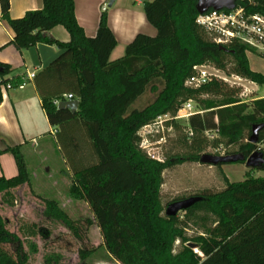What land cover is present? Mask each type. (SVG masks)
Returning <instances> with one entry per match:
<instances>
[{
    "label": "trees",
    "instance_id": "trees-1",
    "mask_svg": "<svg viewBox=\"0 0 264 264\" xmlns=\"http://www.w3.org/2000/svg\"><path fill=\"white\" fill-rule=\"evenodd\" d=\"M42 2L41 9L26 11L22 17L13 19L8 14L9 0H0L1 19L12 30L11 43L18 50L37 43L56 45L60 50L53 61L34 75L33 82L48 123L57 130V142L67 148L66 163L74 181L83 190L87 173L98 180L108 171L114 178L110 190L112 202L96 210L106 246L117 253L125 250L135 257L143 248L153 264H264V177L228 183L220 192L197 196L200 199L183 210L186 216L208 211L217 220L205 236L190 240L196 252L186 245L174 255L173 244L182 237L179 226L184 221L177 215L160 216L162 172L185 161H199L203 141L192 140L197 154L158 162L139 148L137 135L140 127L158 116L175 114L191 98L211 95L219 98L201 99L197 112L187 120L192 134L216 131L228 145H237L238 153L245 157L255 150L264 156V149L257 148L264 141V125L258 130L257 142L248 141L252 127L264 124V98L243 102L238 98L239 88L228 87L219 80L195 89L184 85L192 66L206 63L225 74H236L264 85V75L250 68L247 52L252 50L236 42L220 49L208 40L194 22L198 14L196 0H150L143 1L142 10L156 34H136L125 46L124 54L110 61L117 43L108 26L107 11H101L95 36L88 37L76 21L73 0ZM236 6L264 16V0H236ZM58 25L68 32V42L51 36L50 30ZM228 56L233 62L231 69H227ZM10 69L0 62V102L2 86L25 83L22 79H5ZM149 86L156 93L154 100L143 106L132 105ZM64 93L78 100L75 112L52 104L54 98ZM65 131L69 132L65 134L66 140L61 137ZM6 151L14 156L18 173L11 178L0 176V193L4 194L28 182L19 146ZM257 169L264 171V165ZM133 176L138 179L134 188ZM123 201L131 204L130 212L143 233L140 244L131 233V225L121 221L122 214L129 210ZM44 214L78 234L77 222L54 201L46 202ZM116 238H120L119 244ZM3 245H12L13 254L4 250ZM87 255V251H80V257ZM27 261L19 237L6 229L0 215V264Z\"/></svg>",
    "mask_w": 264,
    "mask_h": 264
},
{
    "label": "rangeland",
    "instance_id": "rangeland-1",
    "mask_svg": "<svg viewBox=\"0 0 264 264\" xmlns=\"http://www.w3.org/2000/svg\"><path fill=\"white\" fill-rule=\"evenodd\" d=\"M109 1L104 3L107 13L112 10L108 6ZM204 34L211 41V37L205 32ZM117 54L118 51H113L109 60L113 61L121 57V54L119 56ZM247 57L251 67L264 75V58L253 51L247 52ZM226 62L227 69H231L232 58L226 57ZM206 65L209 72H214L213 69L216 67L213 64L206 63ZM223 74L219 73L221 76ZM249 82L244 79L240 81V86H233L239 88L238 98L247 103H251L256 96L264 94V85H258L257 90L253 92ZM226 85L231 87L229 84ZM150 86L132 105L143 106L154 100L156 93L150 89ZM205 98L218 99L219 97L201 95L191 98V103L196 106V110L199 108V101ZM173 116L174 114H168L163 122V130L158 129V133L152 130L149 139L163 161L197 154L199 151L192 143L193 138L203 141V149L199 157L206 153L213 155L238 153L237 145H228L215 132H210L208 135L205 133L191 135L187 120L185 118L174 120ZM65 134L67 136L69 132L62 133L61 137L64 140H66ZM75 135H78L77 132ZM56 138L55 135L46 132L45 143L39 152L26 160L27 183L12 189L8 194L0 193V215L6 229L19 237L22 249L28 256L26 264H153L143 248H140L135 257L134 254L125 250L117 253L106 246L104 228L96 218V210L112 202L110 190L114 178L108 171H105L98 180H94L91 174L87 173L86 188L82 190L74 181L72 171L66 163L65 149L67 148L62 147ZM257 148L264 149V144H257ZM256 177H264V171L249 168L244 162L212 166L199 161H185L172 165L162 172L159 189L160 216H167L168 206L173 202L206 193L220 192L228 183H238L246 178ZM137 182L138 179L133 176V188ZM77 190H81V193ZM48 201H54L71 220L77 222V235L68 230L62 222L44 214ZM126 204L129 210L122 214L121 221L131 225V233L136 243L140 244L143 233L130 212L131 204L129 202ZM176 215L180 221H184L185 225L179 226L182 237L176 239L173 244L172 254L174 255L182 252L186 245L189 246V243H192L190 240L205 236L206 231L213 227L217 220L216 216L208 211H196L193 215L186 216L183 210H179ZM116 241L119 244L120 238H116ZM2 247L13 254L12 245ZM191 248L196 252L194 245ZM82 250L88 252L84 258L80 257Z\"/></svg>",
    "mask_w": 264,
    "mask_h": 264
},
{
    "label": "crops",
    "instance_id": "crops-1",
    "mask_svg": "<svg viewBox=\"0 0 264 264\" xmlns=\"http://www.w3.org/2000/svg\"><path fill=\"white\" fill-rule=\"evenodd\" d=\"M107 1L73 0L76 21L83 28L86 36H95L101 7ZM118 1L114 0L110 6L112 10L107 13V21L117 43L113 51H118L117 55L121 54L120 56H122L125 46L133 40L136 34L154 36L156 30L143 13V0ZM42 6V0H9L8 14L10 18H20L26 11L38 10ZM50 34L60 42L69 41L68 32L60 25L53 27ZM12 39L13 32L7 22L1 19L0 13V62L11 68L5 79L25 81L21 86H2L1 88L0 176L5 178H11L18 173L14 156L11 152L6 151L7 148L19 146L26 164V160L39 152L45 143L46 132L50 135L57 133V130L48 123L41 106V99L33 82L34 77L29 78L28 76L31 73L36 74L46 67L59 55L60 50L56 45L44 43H37L32 47L18 50L11 43ZM250 68L257 71L251 65ZM249 84L255 92L258 85L253 82H249ZM257 98H264V94L256 96L253 100Z\"/></svg>",
    "mask_w": 264,
    "mask_h": 264
},
{
    "label": "built area",
    "instance_id": "built-area-1",
    "mask_svg": "<svg viewBox=\"0 0 264 264\" xmlns=\"http://www.w3.org/2000/svg\"><path fill=\"white\" fill-rule=\"evenodd\" d=\"M106 4L102 5L101 11H106ZM195 25L211 37V41L218 45H226L236 42L247 46L257 55L264 58V16L260 14L247 13L243 8L235 6L232 10H213L209 9L204 13L197 14L194 19ZM214 72L207 70L206 64H199L192 66L191 74L186 78L184 85L188 88H198L205 85L212 80L223 81L231 87L234 85L240 86V81L244 78L236 74L224 75L223 72L217 68ZM222 72L223 76L219 75ZM35 74L31 73L28 77L33 78ZM74 100L73 95L64 93L61 96L54 98L52 104L58 106L61 101ZM196 108L192 105L191 100L182 104L180 109L174 114L173 119L179 120L181 118H188L195 114ZM168 114L156 117L153 121L143 125L137 131L139 137V148L152 160L163 162L158 156L157 152L149 141L152 130H163V122ZM216 131H205V134ZM192 135V132L190 131Z\"/></svg>",
    "mask_w": 264,
    "mask_h": 264
},
{
    "label": "water",
    "instance_id": "water-1",
    "mask_svg": "<svg viewBox=\"0 0 264 264\" xmlns=\"http://www.w3.org/2000/svg\"><path fill=\"white\" fill-rule=\"evenodd\" d=\"M114 0H110L108 6L110 7L113 4ZM236 6V0H196L195 9L197 13L201 14L206 12L209 9L213 10H232ZM220 49H225L223 45H219ZM78 100H65L61 101L57 108H68L71 112H75L77 109ZM264 124H257L252 127V134L250 135L248 141L251 143L257 142V133L258 130ZM199 162L202 164H208L216 166L218 164L224 163H233V162H244L245 165L249 168H257L261 165H264V156L260 150H255L245 157L242 153H233L225 155H213V154H202L199 157ZM200 197H192L186 200H181L173 202L168 206L167 216H175L179 210H184L192 205L195 201L199 200ZM194 244L189 243V246L192 247Z\"/></svg>",
    "mask_w": 264,
    "mask_h": 264
}]
</instances>
